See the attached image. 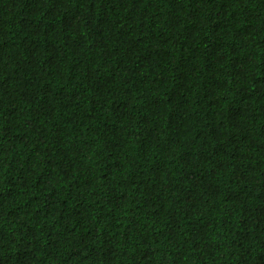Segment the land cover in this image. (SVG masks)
<instances>
[{
    "label": "trees",
    "instance_id": "16d2710c",
    "mask_svg": "<svg viewBox=\"0 0 264 264\" xmlns=\"http://www.w3.org/2000/svg\"><path fill=\"white\" fill-rule=\"evenodd\" d=\"M0 264H264V0H0Z\"/></svg>",
    "mask_w": 264,
    "mask_h": 264
}]
</instances>
